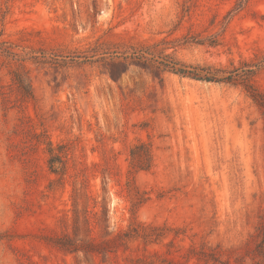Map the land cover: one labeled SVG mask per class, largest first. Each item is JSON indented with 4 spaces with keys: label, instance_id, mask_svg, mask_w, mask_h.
<instances>
[{
    "label": "rangeland",
    "instance_id": "obj_1",
    "mask_svg": "<svg viewBox=\"0 0 264 264\" xmlns=\"http://www.w3.org/2000/svg\"><path fill=\"white\" fill-rule=\"evenodd\" d=\"M0 264H264V0H0Z\"/></svg>",
    "mask_w": 264,
    "mask_h": 264
},
{
    "label": "trees",
    "instance_id": "obj_2",
    "mask_svg": "<svg viewBox=\"0 0 264 264\" xmlns=\"http://www.w3.org/2000/svg\"><path fill=\"white\" fill-rule=\"evenodd\" d=\"M144 56H150V62L146 64L148 67L156 71L158 73H161L164 70H168L173 72L174 74H178L183 77H189L194 80H200V81H206V82H212V81H230L231 78L221 76L220 74L223 73L220 70H217L215 73H211L209 68H198V67H189L185 66L183 64H180L177 61H174L171 57L168 55H164L159 58H155L150 52H148L147 49L135 51L131 54V57L136 60H143ZM144 62V61H143ZM246 89H249L250 86L245 85ZM54 162L50 161V169L54 171Z\"/></svg>",
    "mask_w": 264,
    "mask_h": 264
}]
</instances>
